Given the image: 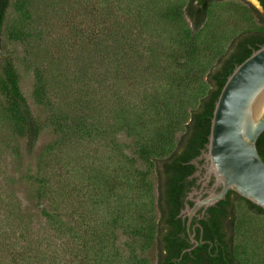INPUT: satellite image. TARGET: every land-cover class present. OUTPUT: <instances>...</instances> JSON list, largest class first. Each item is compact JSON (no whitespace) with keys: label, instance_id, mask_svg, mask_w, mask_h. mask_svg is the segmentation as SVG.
<instances>
[{"label":"trees","instance_id":"obj_1","mask_svg":"<svg viewBox=\"0 0 264 264\" xmlns=\"http://www.w3.org/2000/svg\"><path fill=\"white\" fill-rule=\"evenodd\" d=\"M219 1L223 0H187L183 9L166 13L188 27L182 37L183 57L172 55L175 64L164 57V49H142L133 43L127 47L115 43L108 49L117 64L115 72L122 65L125 77L128 97L120 127L137 140L134 164L138 170L128 158L121 195L109 203L116 196V183L111 180L107 201L101 200L102 190L90 192L78 218L71 199L74 159L60 157L57 140L64 134L69 141L103 134L100 104L98 109L90 108L91 101L82 97L85 92L81 90L76 98L67 94L79 76L87 78L84 60L72 59L67 67L77 74L61 82L69 85L62 96L57 77L52 80L55 87H49L44 70L32 63L34 105L43 106L46 93L66 103L65 111L56 110L44 121L34 114L17 72L19 63L34 57L27 17L14 20V0H0V264H137L133 253L124 257L119 231L139 250L151 248L154 264H239L232 251L234 202L244 201L258 214L264 215L263 210L228 192L225 200L206 211L204 220L196 222L202 233L195 228V240L205 243L185 253L191 245L185 224L177 217L192 185L187 179L195 172L189 162L207 143L214 104L227 77L264 45V0H257L261 11H251L260 29L235 36L205 74L209 87L205 95L186 97L189 86L199 79L188 64L195 53L196 34L210 5ZM159 79L165 82L164 92L156 85ZM92 115L97 116L94 122ZM49 131L56 142L42 149L40 144ZM256 148L264 162V131ZM153 189L154 213L150 214L142 198ZM34 217L44 221L48 238L32 230Z\"/></svg>","mask_w":264,"mask_h":264},{"label":"rangeland","instance_id":"obj_2","mask_svg":"<svg viewBox=\"0 0 264 264\" xmlns=\"http://www.w3.org/2000/svg\"><path fill=\"white\" fill-rule=\"evenodd\" d=\"M12 17L14 20L27 19L31 33V56L27 61L17 65L21 87L30 102L34 114L45 120L56 110H66V103L61 99L47 95L44 105L36 107L32 101L34 89L33 64L44 70V78L49 87L55 75L61 86L60 96L69 86L65 82L77 73L67 67L72 59L82 61L87 68V78L78 77V84L71 86L67 93L76 98L79 90L84 91L83 98L90 99V108L101 107L103 134L89 140L69 141L62 135L56 147L61 158L71 156L74 159V175L72 176L73 205L77 210L76 217H82L90 192L102 190L101 200L107 201V191L116 183L113 204L121 195L126 172V161L131 158L135 162L134 150L137 140L127 135L120 127V113L126 108L127 89L125 77L115 69L117 64L111 60L108 49L115 43L127 47L133 43L138 48L153 47L164 49L167 60L176 63L172 55L183 57V33L188 27L166 13L174 8L183 9L187 0H14ZM13 2V3H14ZM261 11L254 0H223L210 5L206 20L195 37V53L188 60L191 73H197L199 79L188 88V96L205 95L208 85L205 74L215 64L217 58L228 48L231 40L246 30L260 29L262 26L251 11ZM28 27V26H27ZM21 52V51H20ZM144 52V51H142ZM22 53V52H21ZM35 58H38L36 61ZM148 59L142 57V62ZM61 66L58 67V65ZM49 67V69H48ZM46 70V71H45ZM193 70V71H191ZM156 71L160 72L161 68ZM60 75H63L60 77ZM78 75H80L78 73ZM143 78H146L143 77ZM147 82L148 79L146 78ZM178 82L175 83L177 85ZM159 91L165 88V82L156 80ZM46 88H48L46 86ZM56 91L57 89L54 88ZM65 105V106H64ZM93 116L94 119L97 120ZM92 122V124H93ZM146 140L145 137H143ZM56 140L47 132L41 142L42 149ZM12 161V160H11ZM10 164L12 166V162ZM4 167V165L2 166ZM14 167V166H13ZM134 167L137 169V166ZM10 167L8 166V169ZM138 170V169H137ZM63 179V178H62ZM63 185V183H62ZM110 186V188H109ZM19 192V191H18ZM142 198L144 206L150 214L154 213L153 189ZM64 204L61 206L63 209ZM145 209V210H146ZM34 214V213H33ZM233 256L239 264H264V215L250 210L244 201L234 202ZM63 220V218H62ZM30 225L35 233L48 238L44 221L32 218ZM119 241L124 250V257L132 253L137 264H154L151 248L139 250L131 238L119 231ZM44 238V239H46Z\"/></svg>","mask_w":264,"mask_h":264},{"label":"water","instance_id":"obj_3","mask_svg":"<svg viewBox=\"0 0 264 264\" xmlns=\"http://www.w3.org/2000/svg\"><path fill=\"white\" fill-rule=\"evenodd\" d=\"M259 5L257 0H254ZM261 9V7H260ZM264 131V45L253 51L227 77L214 104L207 143L189 162L196 171L198 189H192L178 218L185 224L190 252L203 241L195 240L193 218L204 213L233 192L264 211V162L256 142ZM202 215H199V214Z\"/></svg>","mask_w":264,"mask_h":264},{"label":"flooded vegetation","instance_id":"obj_4","mask_svg":"<svg viewBox=\"0 0 264 264\" xmlns=\"http://www.w3.org/2000/svg\"><path fill=\"white\" fill-rule=\"evenodd\" d=\"M195 168V167H194ZM195 171H196V168H195ZM188 182L189 183H191L192 185L190 186V191H192V189H198L199 187L196 185V179H189V177H188ZM189 191V192H190ZM189 192H187V194L189 193ZM187 194H186V196H187ZM186 196L184 197V205L187 203V201H186ZM199 215H202L201 213L199 214ZM204 215V218H205V215H206V212L203 214ZM197 221H200L199 219H197V218H193V220H192V222H194L195 224L193 225V226H195V225H197L198 223H196ZM191 222V223H192ZM201 233H202V231H201Z\"/></svg>","mask_w":264,"mask_h":264}]
</instances>
